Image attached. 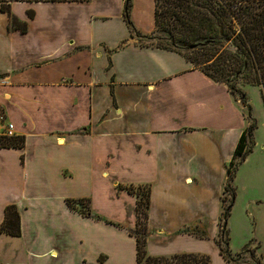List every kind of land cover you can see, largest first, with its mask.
<instances>
[{
    "label": "crops",
    "instance_id": "crops-1",
    "mask_svg": "<svg viewBox=\"0 0 264 264\" xmlns=\"http://www.w3.org/2000/svg\"><path fill=\"white\" fill-rule=\"evenodd\" d=\"M123 1L13 2L24 30L0 10V113L24 136L0 147V222L14 203L20 226L0 232L4 263L135 264L136 196L119 186L148 184V254L229 264L215 239L241 102L178 51L140 44ZM153 9L133 23L142 35ZM79 197L91 215L66 202Z\"/></svg>",
    "mask_w": 264,
    "mask_h": 264
},
{
    "label": "trees",
    "instance_id": "trees-1",
    "mask_svg": "<svg viewBox=\"0 0 264 264\" xmlns=\"http://www.w3.org/2000/svg\"><path fill=\"white\" fill-rule=\"evenodd\" d=\"M16 1L86 0H0V10L7 14L9 25L24 30L26 21L18 19L10 11L11 3ZM129 6L130 0H124L123 15L132 32L135 27L129 18ZM26 13L28 17H32L34 10L28 8ZM153 18L154 29L166 31V34L155 37L166 39L167 44L152 45L178 51L211 79L225 83L240 100L242 114L247 119V125L241 131L226 165L227 181L224 184V192L229 193V198L226 203L227 198L224 195L221 197L222 211L218 221L220 227L215 240L220 254L231 264L230 262L235 260L229 248L227 228V217L235 199V187L231 182L238 164L250 151L252 132L256 127L246 92L235 83L240 79L244 83L259 85L264 99V0H154ZM191 44L195 45L191 47ZM23 142V135L0 134V147H21ZM119 187L136 196L135 223L133 227H126L136 240L135 264H212L210 255L201 252L148 254L145 244L149 227L150 186L146 185L144 194L138 191L142 187L141 184ZM66 202L70 207L80 209L82 213L92 214L89 198H66ZM0 232L20 234L19 212L14 203L4 207ZM0 264L14 263H4L0 260Z\"/></svg>",
    "mask_w": 264,
    "mask_h": 264
},
{
    "label": "rangeland",
    "instance_id": "rangeland-1",
    "mask_svg": "<svg viewBox=\"0 0 264 264\" xmlns=\"http://www.w3.org/2000/svg\"><path fill=\"white\" fill-rule=\"evenodd\" d=\"M153 1L130 0L128 13L132 23H138L143 27L152 23ZM12 5L13 3H11L10 11L14 13L17 5ZM132 34H137L140 44H167L166 39L155 37L166 34L164 30L154 29L151 33L142 35L135 28L132 30ZM235 84L246 92L251 113L256 120V127L252 133L250 151L238 164L231 182L235 187V199L227 217V228L229 248L235 260L230 263L264 264V99L259 85L244 83L240 79ZM13 135H16L15 132ZM226 181L227 179H225ZM141 185L142 187L138 191L140 194H144L147 184ZM223 195L227 198L225 201L227 203L229 193L224 192V188L220 194V200ZM193 230L196 234L200 233L195 227Z\"/></svg>",
    "mask_w": 264,
    "mask_h": 264
},
{
    "label": "built area",
    "instance_id": "built-area-1",
    "mask_svg": "<svg viewBox=\"0 0 264 264\" xmlns=\"http://www.w3.org/2000/svg\"><path fill=\"white\" fill-rule=\"evenodd\" d=\"M0 134L13 135L14 130L11 122L5 120L4 115L0 113Z\"/></svg>",
    "mask_w": 264,
    "mask_h": 264
},
{
    "label": "water",
    "instance_id": "water-1",
    "mask_svg": "<svg viewBox=\"0 0 264 264\" xmlns=\"http://www.w3.org/2000/svg\"><path fill=\"white\" fill-rule=\"evenodd\" d=\"M195 44H191V47H193Z\"/></svg>",
    "mask_w": 264,
    "mask_h": 264
}]
</instances>
